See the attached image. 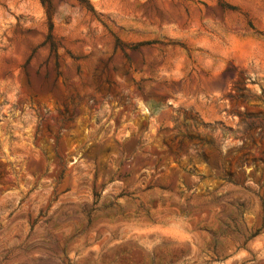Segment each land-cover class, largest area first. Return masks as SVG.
<instances>
[{
    "label": "rangeland",
    "instance_id": "1",
    "mask_svg": "<svg viewBox=\"0 0 264 264\" xmlns=\"http://www.w3.org/2000/svg\"><path fill=\"white\" fill-rule=\"evenodd\" d=\"M0 264H264V0H0Z\"/></svg>",
    "mask_w": 264,
    "mask_h": 264
}]
</instances>
